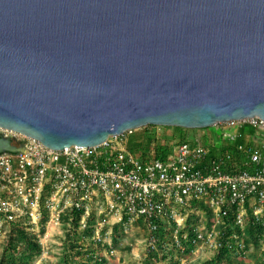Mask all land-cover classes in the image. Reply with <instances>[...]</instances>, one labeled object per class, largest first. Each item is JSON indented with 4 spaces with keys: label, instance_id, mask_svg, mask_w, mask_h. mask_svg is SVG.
Wrapping results in <instances>:
<instances>
[{
    "label": "water",
    "instance_id": "obj_1",
    "mask_svg": "<svg viewBox=\"0 0 264 264\" xmlns=\"http://www.w3.org/2000/svg\"><path fill=\"white\" fill-rule=\"evenodd\" d=\"M264 118V0H0V125L53 148ZM0 133V151H19Z\"/></svg>",
    "mask_w": 264,
    "mask_h": 264
},
{
    "label": "built area",
    "instance_id": "obj_2",
    "mask_svg": "<svg viewBox=\"0 0 264 264\" xmlns=\"http://www.w3.org/2000/svg\"><path fill=\"white\" fill-rule=\"evenodd\" d=\"M213 126L221 130L213 142L198 135L182 139L161 158L128 148L127 130L98 144L53 148L0 125L3 136L21 145L19 151H0V236L14 222L37 232L44 217L59 223L67 215L70 225L74 211H81L79 227L94 225V240L104 241L100 231L111 217L124 229L140 221L149 250L159 252L170 238L182 253L180 264H187L189 245L191 251L247 254L251 224L264 262V118H231ZM246 133L256 141L239 142ZM218 144H236L242 154L227 146L211 155Z\"/></svg>",
    "mask_w": 264,
    "mask_h": 264
},
{
    "label": "rangeland",
    "instance_id": "obj_3",
    "mask_svg": "<svg viewBox=\"0 0 264 264\" xmlns=\"http://www.w3.org/2000/svg\"><path fill=\"white\" fill-rule=\"evenodd\" d=\"M220 131L213 125L180 128L177 125L147 124L127 130L125 140L128 148L136 151L135 153L139 156L151 157L155 155L158 145H161V149L166 146L170 153L179 140L198 135L213 142ZM246 141L254 143L256 140L249 136ZM219 146L224 149L230 144ZM63 216L59 223L50 221L49 218L42 221L40 229L37 231L42 244V252L35 257L34 264H60L69 244L67 236L70 225L68 219H63ZM198 219L199 217L194 221ZM208 221L211 222L210 219ZM92 223L97 224L98 219L95 218ZM91 226L94 233L95 227ZM100 233L104 237V241L99 243L98 252L107 258L106 264H151V261H154V264H180L182 253L172 244L170 238H166L164 245L159 247V252L149 250L147 229L140 221L134 222L124 229L115 217H111L109 222L104 223ZM7 236V233L5 236H0V255ZM73 238L75 237L73 236ZM245 238L248 243L247 254L229 253L228 258H224L222 261L227 264H264L260 260L259 244L254 232H249L247 229ZM218 253L204 247L196 248L187 253V264H203L216 257Z\"/></svg>",
    "mask_w": 264,
    "mask_h": 264
},
{
    "label": "trees",
    "instance_id": "obj_4",
    "mask_svg": "<svg viewBox=\"0 0 264 264\" xmlns=\"http://www.w3.org/2000/svg\"><path fill=\"white\" fill-rule=\"evenodd\" d=\"M179 127L185 128L183 126ZM244 131L252 132L253 128L245 127ZM238 141L241 142L242 139L240 138ZM230 146L232 152L236 154V156L242 154L236 147V144H231ZM157 148L154 155L155 157L164 158L169 152L166 146L161 149V145H158ZM222 152L223 148L219 145H215V147L212 148L211 155L223 154ZM226 169L231 170L230 163H228ZM73 215L74 217L68 228L67 237L69 244L60 264H106L107 258L101 252H98L100 242L93 239V227L88 225L81 229L79 227L81 211H74ZM45 219L46 217L43 218V220ZM63 219H68V216L64 215ZM247 229L249 232H254V226L251 224L248 225ZM160 234L163 235V231H161ZM7 235L0 255V264H34L35 257L42 252V244L38 233L27 228L21 222H14L10 224ZM73 236L75 238H73ZM88 237L91 238L87 239ZM192 248L193 245H189L186 253H189ZM228 256L229 252L224 249L221 250L216 257L207 260L203 264H227L222 261V259H226Z\"/></svg>",
    "mask_w": 264,
    "mask_h": 264
},
{
    "label": "crops",
    "instance_id": "obj_5",
    "mask_svg": "<svg viewBox=\"0 0 264 264\" xmlns=\"http://www.w3.org/2000/svg\"><path fill=\"white\" fill-rule=\"evenodd\" d=\"M248 133H246V135L244 136V137H242L241 139H242V141L241 142H245L247 139H248Z\"/></svg>",
    "mask_w": 264,
    "mask_h": 264
}]
</instances>
